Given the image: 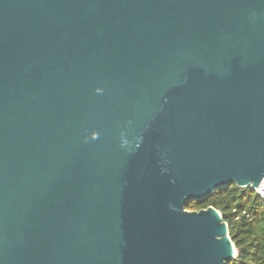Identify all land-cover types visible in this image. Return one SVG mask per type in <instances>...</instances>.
<instances>
[{"label":"water","instance_id":"obj_1","mask_svg":"<svg viewBox=\"0 0 264 264\" xmlns=\"http://www.w3.org/2000/svg\"><path fill=\"white\" fill-rule=\"evenodd\" d=\"M263 181L264 0H0V264H228Z\"/></svg>","mask_w":264,"mask_h":264},{"label":"trees","instance_id":"obj_2","mask_svg":"<svg viewBox=\"0 0 264 264\" xmlns=\"http://www.w3.org/2000/svg\"><path fill=\"white\" fill-rule=\"evenodd\" d=\"M210 206L222 214L237 251L228 264H264V201L256 191L231 185L218 189L204 202H190L187 210Z\"/></svg>","mask_w":264,"mask_h":264},{"label":"built area","instance_id":"obj_3","mask_svg":"<svg viewBox=\"0 0 264 264\" xmlns=\"http://www.w3.org/2000/svg\"><path fill=\"white\" fill-rule=\"evenodd\" d=\"M256 193L264 201V181L260 184L256 190Z\"/></svg>","mask_w":264,"mask_h":264}]
</instances>
